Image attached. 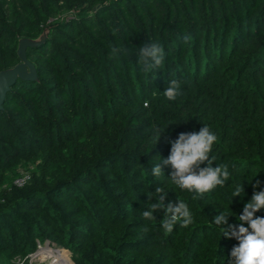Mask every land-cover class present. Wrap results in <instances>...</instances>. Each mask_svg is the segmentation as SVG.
Listing matches in <instances>:
<instances>
[{
	"label": "trees",
	"instance_id": "16d2710c",
	"mask_svg": "<svg viewBox=\"0 0 264 264\" xmlns=\"http://www.w3.org/2000/svg\"><path fill=\"white\" fill-rule=\"evenodd\" d=\"M25 39L37 42L26 54L38 79L18 80L0 109V264L46 244L74 264H228L238 241L213 217L238 224L264 190V0H0V73L21 62ZM150 42L165 61L145 73L138 51ZM113 47L126 51L113 58ZM172 79L181 94L168 101ZM203 125L217 137L212 166L230 175L200 197L172 183L170 166L151 168ZM156 187L165 205L187 204L191 225L168 233L163 212L142 218Z\"/></svg>",
	"mask_w": 264,
	"mask_h": 264
},
{
	"label": "clouds",
	"instance_id": "9594fccd",
	"mask_svg": "<svg viewBox=\"0 0 264 264\" xmlns=\"http://www.w3.org/2000/svg\"><path fill=\"white\" fill-rule=\"evenodd\" d=\"M181 39L185 44H189L192 37L185 34ZM125 51L126 49L115 47L111 49L113 58ZM164 61L165 52L160 44L150 42L139 48L138 63L143 72H153L161 67ZM180 94V81L170 80L163 96L168 101H175ZM162 133L159 129L154 130L153 139L156 145L159 143ZM216 140V135L204 125L199 132L181 133L178 139L171 143L168 158L154 165L151 168V174L154 177H160L164 175L161 163L164 167L170 166L172 183L181 190L196 193L200 197L211 192L217 186L223 187L230 174L227 165L212 166L215 158H210V153ZM205 162L208 166L201 168L200 165ZM256 187H259V183L256 184ZM243 193V186L237 187L234 198L242 196ZM166 196L161 187H156L155 193L148 195V199L155 198L156 202L149 206V210L142 211V218L154 220L155 212H163L161 227L168 233H171L178 223L184 228L191 225L193 217L187 204L177 199L176 203L165 205ZM262 209H264V190L254 191L251 200L244 204L242 214L236 217L238 224H229L230 216L223 212L213 217V223L221 227L223 237L234 238L238 241V245L231 250L228 264H264V217L255 215ZM245 224L247 227L244 226Z\"/></svg>",
	"mask_w": 264,
	"mask_h": 264
},
{
	"label": "water",
	"instance_id": "95a60500",
	"mask_svg": "<svg viewBox=\"0 0 264 264\" xmlns=\"http://www.w3.org/2000/svg\"><path fill=\"white\" fill-rule=\"evenodd\" d=\"M37 42L30 40H21L18 49V55L21 62L13 69L0 73V109H2L5 98L10 89L18 80L36 81L38 79L35 66L27 58V48L35 46ZM45 248L49 249L50 245L46 244Z\"/></svg>",
	"mask_w": 264,
	"mask_h": 264
},
{
	"label": "rangeland",
	"instance_id": "374dc122",
	"mask_svg": "<svg viewBox=\"0 0 264 264\" xmlns=\"http://www.w3.org/2000/svg\"><path fill=\"white\" fill-rule=\"evenodd\" d=\"M68 17H70L69 14H63L61 18L63 19ZM63 250L66 251L69 256H66ZM58 256L62 259V262L74 264L73 255L68 250L59 248L47 249L45 248V245H40L34 254H31L26 258L16 259L13 264H56Z\"/></svg>",
	"mask_w": 264,
	"mask_h": 264
},
{
	"label": "built area",
	"instance_id": "2783aa9c",
	"mask_svg": "<svg viewBox=\"0 0 264 264\" xmlns=\"http://www.w3.org/2000/svg\"><path fill=\"white\" fill-rule=\"evenodd\" d=\"M28 176H24L22 179H19L16 181V185L18 186H23L25 184V182L28 180Z\"/></svg>",
	"mask_w": 264,
	"mask_h": 264
},
{
	"label": "bare ground",
	"instance_id": "6f19581e",
	"mask_svg": "<svg viewBox=\"0 0 264 264\" xmlns=\"http://www.w3.org/2000/svg\"><path fill=\"white\" fill-rule=\"evenodd\" d=\"M58 254H60V253H58ZM60 255H61V254H60ZM56 261H57L56 264H68V263H64V262H62V259L59 258V256H58V258H57Z\"/></svg>",
	"mask_w": 264,
	"mask_h": 264
}]
</instances>
